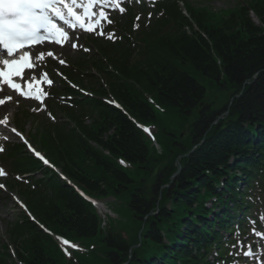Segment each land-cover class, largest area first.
<instances>
[{
    "label": "trees",
    "instance_id": "trees-1",
    "mask_svg": "<svg viewBox=\"0 0 264 264\" xmlns=\"http://www.w3.org/2000/svg\"><path fill=\"white\" fill-rule=\"evenodd\" d=\"M182 1L188 16L168 0L158 8L163 16L137 32L133 17H124L131 35L123 41H96L94 66L108 88L98 85L92 96L78 95L77 108L65 107L73 126L49 123L34 138L87 195L114 199L118 220L108 229L72 186L23 146L12 149L15 171L42 172L34 187L12 184L37 219L53 234L93 246L68 259L21 213L7 234L25 264H211L220 228L229 230L225 219L245 201L239 184L264 191V0L221 11ZM204 79L228 89L220 108L205 100ZM108 92L127 114L100 98ZM129 115L156 127L160 150ZM0 264H15L6 250Z\"/></svg>",
    "mask_w": 264,
    "mask_h": 264
},
{
    "label": "snow or ice",
    "instance_id": "snow-or-ice-1",
    "mask_svg": "<svg viewBox=\"0 0 264 264\" xmlns=\"http://www.w3.org/2000/svg\"><path fill=\"white\" fill-rule=\"evenodd\" d=\"M103 2L104 0H86V3H83L82 0H70V3L66 0H0V47L6 50V53L0 52V57L4 55L12 57L11 59H2L3 68L0 69V79L3 80V84L16 90L22 96L26 95L21 91V86L13 83L12 79L13 76H20L24 68L34 66L29 62V52L21 51L25 45L39 43L54 36L68 39L67 32L57 24L56 19L63 21L64 25H68L70 28H75L76 24H79L80 28L88 32L94 31L95 25H98L100 20L105 18L104 12L101 11L100 19H97L95 24L89 25L87 28H85L83 20L90 19L92 16L90 9L97 3L103 4ZM74 8H82L83 17L78 15L73 10ZM42 31L47 35H42ZM55 42L59 44L61 40L56 39ZM72 47L75 48L76 45L73 44ZM18 51H21V54L19 59H16L14 54ZM53 55L52 52H48V56ZM60 63L65 62L61 60ZM44 79L49 84L52 83L51 80H48L46 73ZM34 98L40 99V96L37 95ZM2 103L4 101L0 100V104ZM0 123H6V121L0 120ZM244 255L250 256L252 253L248 251Z\"/></svg>",
    "mask_w": 264,
    "mask_h": 264
},
{
    "label": "rangeland",
    "instance_id": "rangeland-1",
    "mask_svg": "<svg viewBox=\"0 0 264 264\" xmlns=\"http://www.w3.org/2000/svg\"><path fill=\"white\" fill-rule=\"evenodd\" d=\"M200 3H207L208 5H210L215 11L218 10H222V9H230L233 8L235 6H237L238 2H243L244 0H199ZM196 2V1H195ZM146 16V15H145ZM145 19H147L145 17ZM118 35H120L118 33ZM80 42L84 45L87 46V44L85 43L84 38L80 40ZM55 53L57 54V58L58 60H63V61H68L70 64H73L74 61H76V59L79 58L80 55H82V50L78 49V50H73L72 48L65 47V48H55ZM93 51V50H92ZM89 52L90 54L92 53ZM39 57V55H38ZM54 59V58H53ZM53 59H49V60H53ZM56 61L57 65L55 69H59V70H66V67L64 66H60L58 64L57 60ZM95 73V72H93ZM52 75L56 78V80L58 81V83L60 82V78L56 75L55 71L52 70ZM99 79V75H96ZM207 87V92H206V98L205 100L207 102H213L214 103V109H218L221 106H223V104L225 103V101L227 100L228 96H229V91L227 88H225L224 86H222L221 84H219L217 81H213L210 79H204L201 80ZM76 85H79V82L74 81ZM222 82H224L222 80ZM4 94H0V96H2ZM26 110H31L33 112H37L40 111L39 110V106L34 103L33 101H24L19 99L18 97H14L13 101H11L9 104L5 105L4 107L0 108V117H6L7 115H9L10 119H11V124L15 125L16 123H14V120L16 119V114H22L24 113V111ZM41 117L38 121H44L45 117L48 116L46 113H41L40 114ZM197 115V112H196ZM62 115L58 114V117L56 116V120L58 121H63L65 120L64 117H61ZM36 121L33 122L32 125H29V123H27V126L25 128H19L22 132H24L27 136H29L31 138V134L32 131L34 129V126L36 125ZM17 125V124H16ZM11 141H18V138L14 135L10 136ZM5 179H0V182H4ZM14 193V192H13ZM11 192H4L1 191L0 192V245L3 242H7L6 238H5V227L7 222L12 221L16 214L18 213V208H16L14 206V202L12 201L10 195ZM16 195H18L17 193H14ZM108 205H110L111 203H113V200L108 199V200H104ZM113 216H115L113 214Z\"/></svg>",
    "mask_w": 264,
    "mask_h": 264
}]
</instances>
